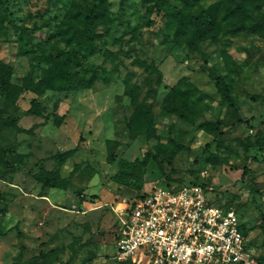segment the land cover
Listing matches in <instances>:
<instances>
[{
  "label": "rangeland",
  "instance_id": "obj_1",
  "mask_svg": "<svg viewBox=\"0 0 264 264\" xmlns=\"http://www.w3.org/2000/svg\"><path fill=\"white\" fill-rule=\"evenodd\" d=\"M94 4L0 0V264H129L110 205L167 182L211 188L264 260V29H236L264 0H102L84 41Z\"/></svg>",
  "mask_w": 264,
  "mask_h": 264
},
{
  "label": "built area",
  "instance_id": "obj_2",
  "mask_svg": "<svg viewBox=\"0 0 264 264\" xmlns=\"http://www.w3.org/2000/svg\"><path fill=\"white\" fill-rule=\"evenodd\" d=\"M200 183L154 186L110 205L115 258L129 264H264L248 246L237 212Z\"/></svg>",
  "mask_w": 264,
  "mask_h": 264
},
{
  "label": "trees",
  "instance_id": "obj_3",
  "mask_svg": "<svg viewBox=\"0 0 264 264\" xmlns=\"http://www.w3.org/2000/svg\"><path fill=\"white\" fill-rule=\"evenodd\" d=\"M187 1H190V0H187ZM101 3H102V0H95L94 7L90 11V16H88L86 19V25H85V28L83 29V32H82L84 41H91L95 36V30H94L93 23H94V18L98 14V10H100ZM239 28H241V29L246 28V29H251V30H255V31H260V30L264 29V23L262 21H260V23L253 24L252 26L241 25V26L237 27L236 29H239ZM198 33H199V37H201V38L208 35V31L204 28H199ZM216 84L218 86V90L222 96V99L231 103L233 101V98H232L231 93H230V86L226 82V79L224 78V76H220L217 79ZM2 152L4 154L7 153L4 151H2ZM245 172L249 173L250 168L247 167L245 169ZM117 175H118L117 176L118 180L124 184L134 183L133 185H138V183H141L144 180V170H143L142 165L139 163H136V162L126 161L124 159L119 160V172ZM189 183H199V182H189ZM166 184L169 186H181V185H183V184H178V183H173V182H167ZM200 184L205 186V184H203V183H200ZM136 187H138V186H136ZM263 222H264V218H263ZM1 226H2V220L0 218V237L4 236L6 234L5 232L2 231ZM241 227H242L244 235L247 236V233L245 232L244 227H243V222H242ZM19 235L21 236V233ZM47 263L49 264V262H47L45 259L43 261H41L39 259V257H33L31 260V264H47Z\"/></svg>",
  "mask_w": 264,
  "mask_h": 264
}]
</instances>
